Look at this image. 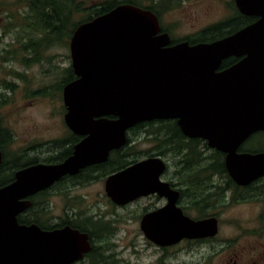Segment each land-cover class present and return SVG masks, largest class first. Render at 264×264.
Instances as JSON below:
<instances>
[{
    "label": "water",
    "instance_id": "obj_1",
    "mask_svg": "<svg viewBox=\"0 0 264 264\" xmlns=\"http://www.w3.org/2000/svg\"><path fill=\"white\" fill-rule=\"evenodd\" d=\"M234 1L240 13L257 19L212 41L174 43L156 13L130 3L75 28L69 46L76 79L63 87L64 121L86 137L63 163L24 168L0 187V264H74L84 258L92 248L87 232L19 223L18 214L30 205L22 198L105 160L127 143V130L139 122L176 119L184 135L226 153V169L238 184L264 175V151H238L264 131V0ZM231 56L241 59L218 70ZM165 170L160 156L138 161L109 175L106 194L118 205L165 196L167 204L140 223L158 246L214 237L217 218L184 214L178 190L161 180Z\"/></svg>",
    "mask_w": 264,
    "mask_h": 264
},
{
    "label": "rangeland",
    "instance_id": "obj_2",
    "mask_svg": "<svg viewBox=\"0 0 264 264\" xmlns=\"http://www.w3.org/2000/svg\"><path fill=\"white\" fill-rule=\"evenodd\" d=\"M29 1L37 0H0V92L8 101L0 108V119L1 126L11 134L5 148L7 158L24 147H38L43 142L62 138L63 129L64 138L67 137L66 124L64 122V127L62 124L63 93L58 89L64 79V69L71 65L70 40L64 39V35H53L56 41L52 42L47 34L50 30L34 27L38 15L31 24V33L32 21L23 16ZM76 1L82 2V7L88 9L107 0ZM142 2L148 5L162 3V6L158 5L161 22L169 29L170 35L178 39L194 37L209 26L226 21L233 16L236 8L233 0ZM6 12H13L12 20L7 18L10 15ZM17 34L18 37L31 34L34 41L31 52L23 44L13 42ZM38 38L41 44L37 43ZM35 47L39 48L38 52ZM11 83L17 85V96L12 89L6 88ZM158 125L159 122H156L146 125L142 131L131 130L133 140H130L128 150L133 152L136 159L147 154L164 153L171 173L177 169L173 168L176 165L174 149L164 148L155 136ZM251 145L264 147V131L256 133ZM6 170L11 172L5 168L1 176L5 175ZM104 178L93 180L76 191L64 192V221L73 223L67 218L83 220L103 217L111 224L108 233H103V238L96 242L102 254L103 248L107 249L106 254L110 255L108 262L113 259V264H264V191L232 192L233 199H229L228 204L214 208L213 213L217 212L221 217L220 230L215 238L203 244L184 240L176 245L161 247L146 239L137 217L143 213L146 205L156 202L155 198L142 200L131 209L108 210L110 199L102 191ZM186 180L192 178L186 177ZM190 189L207 191L210 188L192 185ZM190 201L185 199L184 203L189 205ZM116 216L121 219L116 220Z\"/></svg>",
    "mask_w": 264,
    "mask_h": 264
},
{
    "label": "flooded vegetation",
    "instance_id": "obj_3",
    "mask_svg": "<svg viewBox=\"0 0 264 264\" xmlns=\"http://www.w3.org/2000/svg\"><path fill=\"white\" fill-rule=\"evenodd\" d=\"M24 10L26 12L24 13L23 16H27V18L32 21L30 23V31L32 33L33 28L31 24H33L35 21V16H34L35 2L29 1L28 5H26ZM12 13L6 12V14L11 16V17L10 16L7 17L9 20H12ZM244 16H248V15H244ZM248 17H255V16H248ZM15 27L19 28V26H15ZM13 42H17L18 44H23V47L24 48L27 47L29 52H31L34 49V46H32L34 41H32L31 34L27 36L25 34V36H21V37H18L17 34ZM229 58L230 59L235 58L237 60L234 63L228 65L227 67H222V64L224 62L223 61L218 70L229 68L241 59V57H235V56H231ZM28 59L29 58H27L26 60ZM16 87L17 85L11 83L10 86H7L6 88L12 89V93H14L17 96V93L15 91ZM61 101L63 103L62 124L64 127L63 94ZM7 102L8 101L4 97V94L0 92V108ZM175 122L179 129V132L175 133V140H174L175 143L174 157H176L175 159L176 165L173 168H177L176 170L174 169L170 173L169 162L165 158V156H163L164 153L161 152H158L157 155L147 154L141 157L140 159L134 158L135 155H133V152L130 153V151L128 150V148L131 147L129 145L130 140H133V138H131L130 135L131 130H128L127 131L128 142L126 143V145L118 149L111 150L108 157L105 160L101 162L89 164L81 168L75 174L62 175L60 178L55 180L49 186L45 188H41L35 191L34 193L22 198V200L29 201L30 205L25 210L21 211L18 214L17 217L19 223L27 224V225L34 224L39 226L43 230H55L57 228H64V226L66 225H70L73 228H77L79 230H81L80 228H85L83 231L87 233L89 232L88 234L90 241L92 242V240H94V242L96 243L99 239L103 238L101 237L103 233H108V230L112 227V225L107 223L103 217L102 218L95 217V219L90 218L88 220L89 222L90 221L95 222V228L98 225V228L96 229L95 228L91 229L81 224L77 227L74 223H68L64 221V192L76 191L80 187L87 186L89 183L93 182V180H97L101 177H105L104 187L102 191H105L106 194L105 182L109 177V175L124 170L138 161L148 159L151 157L160 156L166 162V170L161 175V180L168 182L173 189L178 190L179 196L177 200V206L183 209L184 214L196 220L216 217L218 220V232L214 236L215 238L220 230L221 217L217 214V212L213 213V209L220 206L223 207L225 206V204H228L229 199H233V196L231 195L232 192L264 191V175L247 184H238L230 177L233 180L234 184L232 186H229V178H228L229 174H223L218 170L213 171L214 170L213 160H215V158L213 157L214 155L217 154L221 157V161L226 168V164H225L226 153L210 147L208 145V142L202 138L187 137L181 131L176 119ZM66 127H67V137L64 138V129H63L62 138L56 139L54 141L43 142L39 144L38 147H28V148L24 147L23 149H20L17 154L12 155L10 158L6 157V162L2 160V162L0 163V176L1 174H3L5 168H8L13 172V177L11 181L13 182L15 180L16 173L24 168L39 164L55 165V164L63 163L67 158H69L74 153L75 145L86 137V135L75 134L68 128L67 125ZM2 129L4 128L1 126V119H0V130ZM4 131L5 133H2L0 135V144L4 148H6V144L11 140V134L10 132H8L7 129H4ZM181 141L185 142L186 144L181 146L182 145ZM241 146L238 149L239 152H243L240 150ZM1 152H2V157H4L3 156L4 152L2 150ZM186 177L192 178V180L187 181ZM1 178H3V176H1L0 179ZM192 185L200 186V187L203 186L205 187V189L206 188H210V189L207 191H191L190 186ZM2 186L4 185H1L0 187ZM153 198H155L156 202L146 205L143 213L137 216L140 226L142 217L146 213L162 208L167 204L168 199L165 196H161L156 193L150 194L148 196L139 197L126 205H118L109 198L110 205L107 206V209L108 210H112L114 208L119 210H125L128 208L131 209L134 207L135 204L137 203L140 204L142 200L149 201V199H153ZM185 199L191 200L189 205L184 203ZM200 211H205V212H203L204 214H202V212ZM109 214L114 215L111 212ZM67 219L72 221L76 220L70 218ZM118 219H121V217L116 216V220ZM87 226L91 227V225H87ZM212 238L213 237H203V238H194V239L185 238L180 242L185 240V241H190L191 243L203 244L207 240H210Z\"/></svg>",
    "mask_w": 264,
    "mask_h": 264
},
{
    "label": "trees",
    "instance_id": "obj_4",
    "mask_svg": "<svg viewBox=\"0 0 264 264\" xmlns=\"http://www.w3.org/2000/svg\"><path fill=\"white\" fill-rule=\"evenodd\" d=\"M123 3H130L142 8L150 9L154 13L158 15L161 22V11L159 6H162V3L158 2V5L156 4H144L142 0H107L104 2L99 3L98 5H95L93 7H90L88 9H85L82 2H77L76 0H37L35 2V17L38 15L36 23H34V27L36 29H46L49 31L47 34L52 40V42H55L56 39L53 37V35H64V39L70 40L75 28L83 22L89 21L101 14H104L108 11H110L112 8L116 7L119 4ZM236 7V6H235ZM86 14V15H82ZM257 18L256 17H248L244 16L239 13L237 8H235L234 14L232 17H229L226 19V21H221L218 23H215L214 25L209 26L200 34L194 36V37H186L185 39H178L174 38L173 42L181 41V40H188L190 43H196V42H203V41H211L215 39H219L222 37H225L231 33H234L235 31L239 30L240 28L254 22ZM162 31L169 32V29L165 27L162 22ZM41 38V37H39ZM38 38L37 43L41 44V40ZM36 51H39V48L35 47ZM237 59L235 58H228L225 59L222 67H227L228 65L234 63ZM76 79V75L71 67L68 66L66 69H64V79L59 84V91L62 92L64 85H66L68 82ZM159 122V125L157 126V132L156 137L159 139L162 146L166 149L173 150L175 148V133L179 132L178 126L174 119L169 120H155V121H143L135 124L132 126L129 130H135L142 131L143 128L146 125H149L152 123ZM0 135L2 133H5L4 129L0 130ZM259 133V132H258ZM163 134V139H161V136ZM256 135V133H255ZM255 135L253 134L248 140H246L242 146L241 151L245 152H261L264 151V147H252L253 139L255 138ZM128 142V140H127ZM181 146L185 145L186 143L181 141ZM126 145V144H125ZM0 149L4 152L3 153V161L6 162V152L5 148L0 144ZM135 152V151H134ZM135 154V153H134ZM187 155V153H186ZM215 160L214 161V170H218L223 174H228L227 170L224 166V164L221 161V157L217 154L214 155ZM190 161V160H189ZM6 165V164H5ZM13 172L5 171V175L3 178L0 179V186L6 185L12 181ZM229 178V186H232L234 184L233 180L228 176ZM202 214L205 211H200ZM90 218H86L83 220L77 219L73 221V223L78 227L80 224L83 226H86L88 228L94 229L95 228V222L88 221ZM91 225V227L87 226ZM98 228V225L96 226ZM95 228V229H96ZM82 231L85 228H80ZM89 231V230H87ZM89 233V232H88ZM92 248L89 253L85 255V258L81 260L79 263L81 264H113V259L111 261H107L108 258H110V255L106 254L107 249L103 248V254L101 253V247L97 245V243L92 240ZM94 243V244H93ZM78 264V263H74Z\"/></svg>",
    "mask_w": 264,
    "mask_h": 264
}]
</instances>
